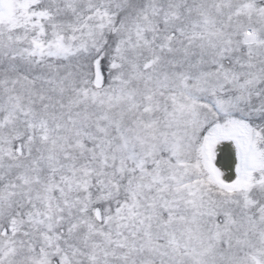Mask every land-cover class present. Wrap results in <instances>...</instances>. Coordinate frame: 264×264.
<instances>
[{
  "label": "snow or ice",
  "instance_id": "6c2138e0",
  "mask_svg": "<svg viewBox=\"0 0 264 264\" xmlns=\"http://www.w3.org/2000/svg\"><path fill=\"white\" fill-rule=\"evenodd\" d=\"M0 264H264V0H0Z\"/></svg>",
  "mask_w": 264,
  "mask_h": 264
}]
</instances>
